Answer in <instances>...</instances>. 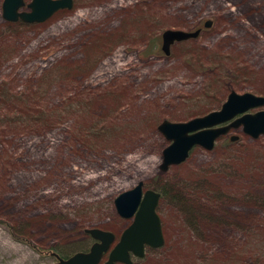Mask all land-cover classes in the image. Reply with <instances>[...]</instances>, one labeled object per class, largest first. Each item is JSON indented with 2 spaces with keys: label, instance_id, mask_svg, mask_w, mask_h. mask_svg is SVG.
<instances>
[{
  "label": "rangeland",
  "instance_id": "1",
  "mask_svg": "<svg viewBox=\"0 0 264 264\" xmlns=\"http://www.w3.org/2000/svg\"><path fill=\"white\" fill-rule=\"evenodd\" d=\"M2 2L0 264H51L89 228L118 238L132 218L114 199L140 181L164 242L132 264H264V133L232 128L162 171L158 130L264 96V0H73L24 24ZM167 29L199 33L165 54Z\"/></svg>",
  "mask_w": 264,
  "mask_h": 264
},
{
  "label": "water",
  "instance_id": "2",
  "mask_svg": "<svg viewBox=\"0 0 264 264\" xmlns=\"http://www.w3.org/2000/svg\"><path fill=\"white\" fill-rule=\"evenodd\" d=\"M24 4V0H3V18L9 22H43L58 10L70 9L73 0H31L27 5L28 11L21 10ZM210 25L209 20L204 23V27ZM198 33L199 30L167 29L161 34V48L168 54L172 43L197 37ZM262 106L264 96L231 91L219 109L203 116L184 122L163 120L158 130L170 143L162 151L160 170L165 171L170 165L181 163L196 146L211 150L215 141L232 128L241 127L244 134L253 138L263 134L264 109L250 112ZM159 198V192L144 189L141 181L121 192L114 199L116 212L124 219L132 218V221L123 230L119 240L112 246L115 235L111 231L86 229L85 232L94 240L88 251H78L67 258L57 256V260L51 264H100L106 253L108 257L103 264H132L130 253L143 257L146 246L160 247L164 238L156 212Z\"/></svg>",
  "mask_w": 264,
  "mask_h": 264
},
{
  "label": "flooded vegetation",
  "instance_id": "3",
  "mask_svg": "<svg viewBox=\"0 0 264 264\" xmlns=\"http://www.w3.org/2000/svg\"><path fill=\"white\" fill-rule=\"evenodd\" d=\"M103 230H104V229H103ZM108 231H109V230H108ZM122 232H123V231H122ZM112 233H113V232H112ZM114 235H115V241L113 242L112 246H113V245L119 240V237H120V236H119V237L117 238V236H116L115 233H114ZM120 235H121V234H120ZM87 237L90 238V241H91L90 246H91V245L94 243V240L91 238V236H90L89 234L87 235ZM90 246H89V247H90ZM146 247H149V246H146ZM146 247H145V249H146ZM88 249H89V248H88ZM88 249H85V251H88ZM76 252H78V251H76ZM74 253H75V252H74ZM74 253H73V254H74ZM144 253H145V251H144ZM50 254H51L52 256H54L55 259L57 260V256H58L57 253H55V252H50ZM71 255H72V254H71ZM71 255H69V256H71ZM105 255L108 257V253H106ZM105 255H104V257H105ZM69 256H68V257H69ZM143 256H144V255H143ZM58 257H59V256H58ZM104 257L102 258V260L104 259ZM133 257H137V256H135L134 254L130 253V258H131V260H132ZM61 258H62V257H61ZM66 258H67V257H66ZM106 259H107V258H106ZM106 259H105V260H106ZM102 260L100 261V264H103V262L105 261V260H104V261L102 262Z\"/></svg>",
  "mask_w": 264,
  "mask_h": 264
},
{
  "label": "trees",
  "instance_id": "4",
  "mask_svg": "<svg viewBox=\"0 0 264 264\" xmlns=\"http://www.w3.org/2000/svg\"><path fill=\"white\" fill-rule=\"evenodd\" d=\"M16 23H20V24H24L23 23V21H21V20H17V21H15V22H9V21H7V24H16ZM156 48V47H155ZM157 49H158V51L160 52V53H164L163 52V50H162V48H160L159 49V47L157 46ZM153 50V49H152ZM155 50V49H154ZM89 240H90V238H88ZM17 240H20V241H22V242H27V240L26 239H24V238H20V237H17ZM36 248V247H35ZM37 249V248H36ZM78 251H85L84 250V248H80V250H78ZM57 253V255L59 256V257H62V258H66V257H68L69 255H61V253H59V252H56Z\"/></svg>",
  "mask_w": 264,
  "mask_h": 264
}]
</instances>
